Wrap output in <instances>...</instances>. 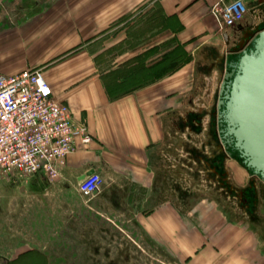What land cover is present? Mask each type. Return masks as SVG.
<instances>
[{"label":"crops","instance_id":"1","mask_svg":"<svg viewBox=\"0 0 264 264\" xmlns=\"http://www.w3.org/2000/svg\"><path fill=\"white\" fill-rule=\"evenodd\" d=\"M142 1L0 0V74L42 67L56 97L86 126L91 141L67 155L59 176L77 182L89 169L101 176L89 199L103 230H128L136 246L159 248L178 264H264V182L236 157L225 167L245 204L213 184L193 140L197 134L185 131L177 112L192 71L223 43L225 29L209 10L214 0H157L165 28L138 53L148 55L147 62L157 48L155 59H161L169 40L187 48L190 59L171 72L113 97L96 67L87 43L112 30L119 41L123 18L129 14L130 22ZM245 2L246 17L253 18L260 8ZM134 53L130 48L129 57ZM184 149L196 158L186 159ZM6 246L19 249L0 248V264H39L29 261L48 256L40 234Z\"/></svg>","mask_w":264,"mask_h":264},{"label":"rangeland","instance_id":"2","mask_svg":"<svg viewBox=\"0 0 264 264\" xmlns=\"http://www.w3.org/2000/svg\"><path fill=\"white\" fill-rule=\"evenodd\" d=\"M253 4L261 7L256 1L250 3ZM136 9L130 22L127 18L129 14L123 18H126L122 24L124 36L119 41L112 30L87 43L113 97L139 87V83L154 79L160 73L171 72L181 61L191 57L187 48L169 40L168 52L163 53L161 59H155L161 50L157 48L152 50V61L146 62L148 55L139 54L138 50L160 39V29L165 28L166 22L160 15L157 0L142 1ZM168 23L171 29L174 22L170 20ZM130 48L137 53L129 57ZM192 75L190 84L185 87V99L178 102V110L210 102L214 80H205L194 71ZM93 200L77 191V182L73 177L50 179L40 172L25 175L16 170L7 171L0 176V248L15 251L19 248L7 247L6 244H16L40 234L41 241L47 242L44 249L48 256H35L29 262L178 264L159 248L136 246L128 230H118L115 226L103 230L99 223L102 216L98 214ZM49 234L52 239L48 238Z\"/></svg>","mask_w":264,"mask_h":264},{"label":"built area","instance_id":"3","mask_svg":"<svg viewBox=\"0 0 264 264\" xmlns=\"http://www.w3.org/2000/svg\"><path fill=\"white\" fill-rule=\"evenodd\" d=\"M247 9L245 0H214L209 7L222 29L240 20ZM91 139L86 126L56 97L42 67L0 74V176L16 170L57 178L67 155ZM101 184V176L93 171L80 180L77 191L91 196Z\"/></svg>","mask_w":264,"mask_h":264},{"label":"flooded vegetation","instance_id":"4","mask_svg":"<svg viewBox=\"0 0 264 264\" xmlns=\"http://www.w3.org/2000/svg\"><path fill=\"white\" fill-rule=\"evenodd\" d=\"M260 4L258 14L254 15L253 18L248 19L246 17L247 9L240 20L226 28L223 33L221 48L207 54L205 61L200 60L201 62L196 65V74L205 80H214L213 88L210 91V102L177 111L182 112L180 125L185 131H195L197 134L193 140L200 146L198 148L200 156L202 155V158L208 162V167L205 169H209L211 172L212 177H208L209 180L229 193L233 191L234 196L240 199L239 202L244 204L246 198H243V190L237 189L231 184L229 173L225 167V162L228 159L236 158L238 152L232 145L224 142L225 138H223L221 131L224 129V122L219 117V113L223 109V104L220 103L223 98L221 85L226 79V72L231 69L230 63L237 59L242 49L251 47L257 31L264 27V0L260 1ZM184 137L186 138L185 142L189 144L187 140L189 136L185 133ZM183 153L186 159H189L191 155L196 158L190 149H184ZM202 169L204 170V168ZM202 169L200 168L201 171ZM248 172L253 179H261L258 174H254L250 170ZM262 181L264 182V180ZM245 189L248 188L245 187Z\"/></svg>","mask_w":264,"mask_h":264},{"label":"water","instance_id":"5","mask_svg":"<svg viewBox=\"0 0 264 264\" xmlns=\"http://www.w3.org/2000/svg\"><path fill=\"white\" fill-rule=\"evenodd\" d=\"M221 85L224 142L232 145L238 157L254 174L264 180V27L259 29L249 49H242L230 63ZM93 173L86 170L77 177V184Z\"/></svg>","mask_w":264,"mask_h":264}]
</instances>
